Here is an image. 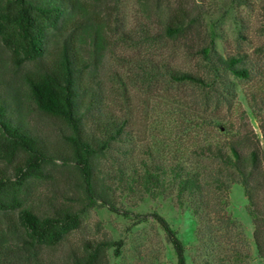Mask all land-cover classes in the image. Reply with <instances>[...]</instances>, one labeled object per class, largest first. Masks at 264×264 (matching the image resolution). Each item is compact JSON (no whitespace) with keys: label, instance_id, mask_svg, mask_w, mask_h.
Returning <instances> with one entry per match:
<instances>
[{"label":"rangeland","instance_id":"1","mask_svg":"<svg viewBox=\"0 0 264 264\" xmlns=\"http://www.w3.org/2000/svg\"><path fill=\"white\" fill-rule=\"evenodd\" d=\"M84 1L82 48L95 109L125 122L124 129L95 157L91 202L69 158L70 130L28 96L24 75L35 62L15 61L12 29L0 33V100L50 150L33 169L22 152L0 151L6 195L17 196L0 210V264H72L88 242L102 244L106 257L96 264H178L152 213L176 232L186 264H264L243 186L216 151L228 154L229 143L246 135L264 148V0H182L198 20L189 35L207 57L186 55L184 38L164 33L179 0H159L158 7L154 0ZM230 57L247 76L227 67ZM169 62L198 72L204 83L170 80ZM147 172L158 175L157 185L144 184ZM185 177L195 179L192 189L180 188ZM62 204L75 208L78 225L57 242L24 244L8 231L21 208L50 214Z\"/></svg>","mask_w":264,"mask_h":264},{"label":"trees","instance_id":"2","mask_svg":"<svg viewBox=\"0 0 264 264\" xmlns=\"http://www.w3.org/2000/svg\"><path fill=\"white\" fill-rule=\"evenodd\" d=\"M144 1L149 6L153 2ZM153 3L157 7L160 4L159 0ZM86 5L84 0H0V33L7 27L12 29L16 38L12 48L15 61L35 62L34 69L24 75L28 96L43 115L60 121L70 130L65 136L69 158L78 165L89 199L94 202L92 172L95 157L122 133L125 122L95 109V90L86 74L90 64L82 48V33L88 22ZM190 11L189 4L179 0L169 15L164 33L170 38L182 36L186 55L202 53L207 57L206 50L198 49L197 39L189 35L191 23H198ZM50 45L52 48L48 52ZM46 52L49 61L45 62ZM236 62L234 57L224 61L236 76H247L245 69L233 68ZM166 73L176 82L204 83L198 72L182 69L172 62L166 64ZM259 142L246 135L229 143L228 154L216 151L224 165L233 168L243 186L254 225L257 254L264 258V148ZM204 149L211 151L209 146ZM0 151L22 152L26 155L25 167L28 169L39 168L50 156L49 147L40 136L34 135L20 120L12 118L4 99L0 100ZM16 171L22 173L23 167H17ZM8 181L0 171V210L5 208L8 200L17 201V196L6 195ZM159 181L157 174L147 172L144 184L157 185ZM179 183L183 190L192 189L195 179L185 177ZM77 215L70 204L57 206L50 214L21 208L17 223L8 231L24 244H51L78 225ZM151 216L172 244L178 264H186L184 247L176 232L161 215L152 213ZM101 245L86 243L72 264L98 263L106 257Z\"/></svg>","mask_w":264,"mask_h":264}]
</instances>
